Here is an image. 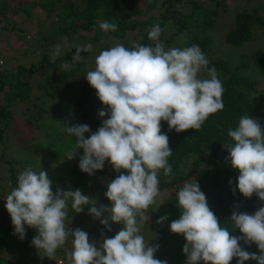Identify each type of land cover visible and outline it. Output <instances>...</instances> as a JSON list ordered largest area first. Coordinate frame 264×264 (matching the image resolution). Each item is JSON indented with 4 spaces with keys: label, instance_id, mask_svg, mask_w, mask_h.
I'll return each mask as SVG.
<instances>
[{
    "label": "trees",
    "instance_id": "16d2710c",
    "mask_svg": "<svg viewBox=\"0 0 264 264\" xmlns=\"http://www.w3.org/2000/svg\"><path fill=\"white\" fill-rule=\"evenodd\" d=\"M58 1L0 0V33L17 29V35L22 37L27 45L23 53H4L6 60H15L14 63L7 62V65L3 66L0 64V143L3 146L7 145L4 135L8 129H18L27 139L21 143L23 147L20 145L22 156L1 149L0 217L8 219L10 216L3 198L16 187L19 172L25 167H31L37 172L45 170L49 177V168L60 163L61 156L65 153L62 151L66 149L70 151L75 147V137L64 131L66 125L70 127L86 124L90 127L91 133L102 126V119L95 118L89 111L94 106V98L97 95L85 77L88 71L95 68V57L99 52L117 43L129 48L134 44L154 46L145 30L159 24L164 30L160 41L164 43L166 49L198 46L209 60L208 67H215L217 70L223 86V110L211 115L201 129L177 133L175 130L169 131L167 122L162 121V132L168 135L169 147L172 150V155L168 158L172 166V178L169 182V178L164 176L161 170L158 177L159 190L167 189L169 194L163 198H155V203L145 213L148 219L143 223L140 234L148 232L147 244L159 245L155 253L157 259L166 260L167 264H186L187 256L183 252V247L187 241L183 235L174 234L170 230L171 222L180 218L176 194L185 182L196 180L199 183L211 210L221 225L227 226L230 230H232L230 217L234 212L255 214L260 207H264V202H261L257 195L253 194L251 198H246L239 192L237 187L239 172L231 167L230 161L226 159L229 153L224 148V143L229 141L228 129L237 127L241 116L248 114L264 127V86H261V81L257 77L259 74L264 75V47L255 48L250 55V63L241 59L239 66H232L234 60L232 58L236 54L229 57L226 53H220L216 44L221 34L213 30L216 24L219 25V22L217 23L219 20L214 23L209 16L211 13L198 11L217 9L214 5L220 0H212L210 6H204L199 0H144L142 6L140 0ZM188 4L190 10L184 11L183 6ZM222 4L227 8L224 1ZM35 9L44 11L46 17L53 13L54 17L46 29L35 28L30 31L31 39H28L22 35L25 28L17 24L13 15H25V19H28ZM194 11L197 12L193 16ZM97 21L116 22L118 31L104 33L98 28ZM171 24H177L174 26L175 29ZM255 28L264 32V16L256 7L251 10L243 7L234 14L229 28L224 31L222 45L233 47L237 52L244 42L254 40ZM186 32L189 34L188 40L180 41L178 38L186 35ZM70 44H92L93 49L90 53H82L85 58L83 62L72 64L75 48L69 50ZM57 45L61 46V51L53 61L52 55ZM65 62L70 65L69 68L61 67ZM242 66H248L252 71L248 74L238 72ZM200 75L206 77L207 72ZM75 105L80 106L77 109ZM17 118H20V123L13 124ZM91 133H85V138ZM24 147L33 149L35 154L37 152L41 154L42 162L37 170L34 169L33 163H26ZM82 155L83 149H77L76 157L63 166L62 172L50 173L58 186L73 185L87 189L89 194L86 196L90 200L94 199L91 203L95 202V206L89 203V206H84V211L78 214L72 210L71 201L68 202L70 228L75 229L79 223L88 221L83 219V214L85 212L90 214V209L97 207L99 203L101 218L92 223L88 221V226L85 225L90 242H95L99 246L102 243V233L111 238L124 227L122 223L118 224L110 219L112 202L106 197L107 188H102L101 184L103 180L108 184L119 173L108 160L103 169L95 171L93 175L82 172L79 168ZM121 171L125 175L129 174L125 170ZM57 185L54 183L52 187L56 188ZM97 188L100 190L96 202L97 192L95 193L94 189ZM162 217L163 222L157 224L156 221ZM101 219H108L111 231L101 223ZM37 234L36 229L26 226V237L21 240L18 235H14L11 219L7 222L0 221V264H56V257H60L57 264H65L67 258L64 249L57 251L54 260L47 257L41 259L37 249L32 245V240ZM231 234L242 235L238 229L232 230ZM240 246L249 253L260 255L255 243L249 246L241 240ZM25 251L30 254L28 259H25L27 258ZM230 264H238V258H233ZM245 264H258V261L250 259L245 261Z\"/></svg>",
    "mask_w": 264,
    "mask_h": 264
},
{
    "label": "clouds",
    "instance_id": "9594fccd",
    "mask_svg": "<svg viewBox=\"0 0 264 264\" xmlns=\"http://www.w3.org/2000/svg\"><path fill=\"white\" fill-rule=\"evenodd\" d=\"M97 24L104 33L118 31L116 22ZM145 31L154 46L134 44L129 48L117 43L100 51L95 68L86 73L88 83L107 109L99 111V117L109 118L94 133L86 124L66 125L64 129L76 139L66 159H74L77 149H83L79 160L82 172L93 175L108 160L119 173L108 183L106 197L112 202L110 219L124 227L111 238L102 233L99 246L90 242L88 233L72 230L66 221L69 201L78 214L92 200L79 189L53 193L45 170L25 167L17 176L16 187L7 195L5 207L14 235L23 240L26 226L37 230L32 245L41 259L54 260L57 251L64 249L67 264H167L155 257L159 245L146 244L140 234L148 219L145 213L159 194L160 171L169 182L172 178L168 160L172 150L168 135L162 132V121L167 122L169 131L177 133L201 129L211 115L223 110V86L217 70L208 67L209 60L198 46L166 50L160 41L164 30L159 24ZM68 48H75V64L84 61L82 53H90L93 45L70 44ZM60 51L57 45L53 61ZM69 66L67 62L61 65ZM202 72L207 76L201 77ZM85 133L91 134L85 138ZM227 136L226 159L239 172V192L246 198L255 194L264 202V127L246 114L239 118L237 127L228 129ZM176 195L180 218L171 222L170 230L187 241L183 247L186 264H230L233 258H238V264L250 259L264 264V207L255 214L234 212L230 217L232 230L242 233L234 236L232 230L221 225L196 180L185 182ZM90 214L98 219L102 216L96 207L90 209ZM101 223L112 230L108 219H101ZM241 240L249 246L255 243L260 255L242 249ZM67 244L70 247H65Z\"/></svg>",
    "mask_w": 264,
    "mask_h": 264
},
{
    "label": "rangeland",
    "instance_id": "374dc122",
    "mask_svg": "<svg viewBox=\"0 0 264 264\" xmlns=\"http://www.w3.org/2000/svg\"><path fill=\"white\" fill-rule=\"evenodd\" d=\"M65 0H59L58 2H63ZM140 5L142 6V2L144 0H140ZM200 2H203L204 6H210L212 3V0H199ZM222 1L225 2V4H227V8H224V5L222 4ZM219 3L214 5L216 6L217 9H209V10H198V11H202L203 13H211L210 18L212 19V21L215 23L217 21V19L219 21H217V23L219 22V25L216 24L215 25V29L213 30V32L215 33H219L221 34V38L218 42H216V44L219 46V52H223L226 53L227 56H231L232 54H236L232 59H234L232 61V66H239L240 60H246L249 63L251 62V58L250 55L252 52L255 51L256 47H264V32L261 29L255 28L254 29V33H255V38L254 40H251L250 42H244L238 49L237 52H235V50L233 49V47H227V45L223 46L222 43L224 42V31L226 29L229 28L230 23L233 21V16L236 12H238V10L244 8H247L248 10H251L253 7L257 8V11L260 12L261 15L264 16V0H220L218 1ZM213 6V5H212ZM184 11L190 10V4H188L187 6H183L182 8ZM197 11H194L193 16L196 14ZM23 14V12H22ZM53 14V13H52ZM48 15L47 17L45 16V12L40 10V9H35L34 11L31 12V15L29 17H27L28 19H25V15H13V18L16 20L17 24L24 27L25 30L22 31V35L27 36V38L31 39V37H29L30 35V31H33L35 28L36 29H46L47 25L49 24L50 20L52 19V17H54L53 15ZM139 19V17H138ZM192 21V19H190V22ZM177 24H171V26L174 28V26H176ZM18 30L17 29H12V30H8V31H4L2 33H0V59L2 60V62H0V64L3 65H7V62L10 63H14L15 60H6V56H4V53H23V50L27 47V45L25 44L24 40L22 37H19L18 35ZM189 34L184 35L183 37H179L178 39L180 41H184V40H188ZM27 39V40H28ZM221 48V49H220ZM167 50V49H166ZM240 53H242L239 57H236L237 55H239ZM249 71H252V69H249L248 66H242V68L238 69V72L242 73V74H248ZM254 74V73H253ZM258 79H260L261 81V86H264V75H257ZM95 104L94 106L89 109L90 112H92L94 114V117L101 120H105L108 119V116H105L103 118L99 117V111L101 110H105L107 111L106 107L102 104V102L99 100V98L97 99L94 98ZM0 102H1V92H0ZM12 106V105H11ZM80 105H75L74 107L77 108ZM85 107V106H81ZM13 109H15V107L12 106ZM78 109V108H77ZM87 111V112H89ZM16 123H20V118H17L16 120L13 121V124ZM8 132V135H7ZM6 132V136L4 135V139L7 140V145L5 144V146L2 145V143H0V152L1 149H5L6 152H13V154L18 153L20 156H22V150L20 148L21 143L26 142V137L20 134V131L18 129H8ZM32 144V143H31ZM28 145L30 146V143H28ZM22 146V145H21ZM23 147V146H22ZM67 148V147H66ZM24 151L26 154V163H33L34 165V169L37 170L40 165H41V154L39 152H37L36 154L34 153V150H30L27 147H24ZM69 151V149H66L65 152L60 159V163H57L55 165H53L52 167L49 168V179L52 181V186L53 184L56 183V179L52 178L53 176H51L52 171H59L62 172L63 171V166H66L69 163V160L66 159V154ZM21 152V153H20ZM27 152V153H26ZM27 166V165H26ZM2 174L0 173V176ZM90 183V182H89ZM102 188H107V185L104 180L102 181ZM91 184H88V186ZM94 185V184H93ZM79 189L82 194L87 195L89 194V191H87V189H82V188H77L73 185L66 187L65 185H63V187H61L60 185L56 186V188L52 187V191L54 193H56L58 190H63V191H75ZM98 190H100L99 188L94 189L95 191V200L96 202L98 201ZM166 194H169V191L167 189H161V191L159 190V194L156 198H163V196H165ZM7 196V195H6ZM1 195H0V199H1ZM4 202L6 203V197L3 198ZM94 201V199L92 200ZM70 202V201H69ZM98 206L96 207L98 210L101 211V206L99 205V203H97ZM91 205L95 206V202H92ZM89 206V204H88ZM79 216V215H78ZM84 218L88 220L89 222H93V221H98V218H95L94 216H91V214H89L88 212H85L83 214ZM11 219V217L9 216L8 219L5 218H1L0 217V221L4 220V222H7V220ZM151 221V219H149ZM88 221H86L85 223L83 222V224L79 223L78 225V229L86 231V226H88ZM66 223L69 225L70 223V218L66 221ZM86 225V226H85ZM71 227V226H69ZM142 227V226H141ZM75 228V229H77ZM72 230H75L73 228H71ZM88 229V228H87ZM151 234V233H150ZM141 235H143L146 244L148 243V239H149V234L148 232L144 233L142 232ZM65 247H70V244L65 245ZM24 254L27 256L28 259L30 257V254H28L26 251L24 252ZM59 259L60 257H56V264L59 263ZM65 264H67V261L65 260Z\"/></svg>",
    "mask_w": 264,
    "mask_h": 264
}]
</instances>
